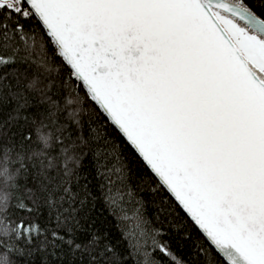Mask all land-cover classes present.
<instances>
[{"label":"snow or ice","instance_id":"6c2138e0","mask_svg":"<svg viewBox=\"0 0 264 264\" xmlns=\"http://www.w3.org/2000/svg\"><path fill=\"white\" fill-rule=\"evenodd\" d=\"M0 145L4 264H264V0H0Z\"/></svg>","mask_w":264,"mask_h":264},{"label":"trees","instance_id":"16d2710c","mask_svg":"<svg viewBox=\"0 0 264 264\" xmlns=\"http://www.w3.org/2000/svg\"><path fill=\"white\" fill-rule=\"evenodd\" d=\"M12 131H15V128H13ZM9 135H11V133H9ZM34 146H38V145H34ZM0 147H2V145H0ZM12 159H14V155ZM5 168H7L8 171L10 170L11 172H14L15 165L12 164L10 160L6 161L5 154L0 153V173H4ZM4 181H5V177L2 174H0V184H3ZM102 212L108 224L110 225L112 232L115 233L117 236H119L120 229L116 217L112 215L106 208L102 209Z\"/></svg>","mask_w":264,"mask_h":264},{"label":"clouds","instance_id":"9594fccd","mask_svg":"<svg viewBox=\"0 0 264 264\" xmlns=\"http://www.w3.org/2000/svg\"><path fill=\"white\" fill-rule=\"evenodd\" d=\"M0 153L5 154L4 151H3V147H0ZM0 174H2L5 177V181H6L8 176L13 175V172H11L9 170L7 173L4 172V173H0ZM4 255H5L4 253L0 252V264H4V261H3V256ZM8 259H9V264H11L12 257H9Z\"/></svg>","mask_w":264,"mask_h":264}]
</instances>
